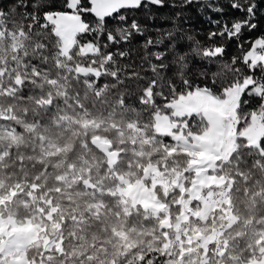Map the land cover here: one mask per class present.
<instances>
[{"label": "trees", "instance_id": "1", "mask_svg": "<svg viewBox=\"0 0 264 264\" xmlns=\"http://www.w3.org/2000/svg\"><path fill=\"white\" fill-rule=\"evenodd\" d=\"M52 2L59 3L60 0ZM13 3L14 0H0V7L8 8ZM87 3L88 0H84L86 6ZM219 3L229 15H241L229 9L227 0H219ZM260 8L264 10V3L260 4ZM173 12L171 8L155 6H150V11L143 7L121 10L129 23L137 19L149 31L133 36L130 43H121L119 48L129 50L131 56L122 60L115 58L111 64L107 60L101 62L99 57L94 64L89 63L92 58L75 51L58 56L51 52H36L39 44L31 34L32 30L24 26L26 22L14 18L11 22L0 24V105L6 104L12 110L14 117L9 118L15 131L14 135H9L0 124V144L6 149L0 153V196L4 197V203L18 218L37 211V199L41 192L57 203L54 211L58 223L56 240L49 247L28 245L25 253L30 264H177L178 258H172L165 246L168 235L172 233L158 229V218L144 216L141 209L119 216L115 203L111 202L112 196L108 194H103L106 198L103 208L95 211L88 199L92 188L84 187L82 179L74 184L69 193L58 190L56 186V168L61 163L60 159L71 158L76 167H81L83 175H90L93 182L97 177V183L105 180L108 161L116 163L124 159L128 155V148L124 145H133L138 141L137 135L130 129L131 123L143 126L152 135L151 146L155 141H173L168 133L154 131L152 127L154 111L160 109L171 114L170 103L174 97L165 100L162 97L168 95L167 89L160 90L159 85L155 89L152 87V73L147 71L141 47L148 36H156L155 29L172 27L170 17ZM188 14L191 18L179 23L185 29L200 33L197 38L206 41L203 34L213 27L207 18L217 19L218 14L207 9L200 13L195 8ZM152 16L155 18L151 19ZM85 19L93 21L94 17L86 15ZM117 23L114 18L107 20L110 28ZM261 34H264V17L258 29L245 32L242 39L256 38ZM226 45V58L237 54L235 39L226 41ZM116 47L112 45L109 50L114 51ZM182 47L187 50V42ZM86 63L97 71L79 68ZM192 63L200 66L195 57ZM123 65L127 66V71L122 70ZM212 70L214 67L210 68ZM168 75L171 76L172 72L169 71ZM194 79L197 83L201 82L199 78ZM175 82L179 86V81ZM10 85L12 87H7ZM245 99L249 100V109L260 103L256 97L246 96ZM65 115H71L73 120L66 122ZM84 118H88L89 122L85 123ZM185 121L192 130H199L206 124V120H197L190 114ZM95 133L109 138L118 158L116 155L110 158L106 149L92 140L91 136ZM262 137L264 133L259 136L258 144H253L239 135L234 148L217 158L216 171L227 179L229 210L236 216L225 233L230 246L239 252L243 251L251 233L250 227L245 228V221L264 222ZM105 141L109 146L110 142ZM43 147L47 152L43 151ZM81 156L84 161L78 160ZM134 156L132 163H137L136 174L146 181L150 180V167L146 164L149 160L155 162L162 173L178 172L184 188H188L195 174L189 166L190 156L179 147L163 153L156 145L148 151L136 152ZM19 183L23 186L21 189L13 188ZM153 190L157 199L168 207L171 219L175 220L181 208L178 198L186 197L187 192H182L176 185L165 188L160 182L154 183ZM27 191L33 197L27 196ZM218 211V208L213 209L203 223H212ZM122 218L126 219V223L143 218L147 226L139 224L142 230L137 232L132 242H128L113 227V223ZM209 245L206 253L213 259L214 244Z\"/></svg>", "mask_w": 264, "mask_h": 264}, {"label": "snow or ice", "instance_id": "2", "mask_svg": "<svg viewBox=\"0 0 264 264\" xmlns=\"http://www.w3.org/2000/svg\"><path fill=\"white\" fill-rule=\"evenodd\" d=\"M227 3L229 9L241 15H229L219 0H88L87 6L84 0H60L59 3L14 0L8 8L0 7V24L14 18L26 22L24 26L32 30L38 41L36 52L58 56L75 51L92 58L89 63L94 64L99 57L101 62L107 60L111 64L115 58L122 60L131 56L129 50L119 48L121 43H130L133 36L149 31L137 19L129 23L121 10L143 7L150 11V6L171 8L174 10L170 17L172 27L155 29L156 36H148L141 45L142 59L147 71L152 73V87L166 88L168 95L163 99L176 97L188 114L206 120L216 130L251 123L264 125V34L242 39L245 32L258 29L264 17V10L260 8L264 0H227ZM193 8L200 13L207 9L219 16L207 18L213 27L203 34L206 41L197 38L200 33L185 29L179 23L191 18L188 13ZM86 15L93 16L94 20H86ZM109 18L116 19L117 25L110 28ZM233 39L237 54L226 58V41ZM185 42L187 50L182 47ZM112 45L117 46L114 51L109 50ZM150 48L155 50L149 51ZM193 57L200 62L199 67L193 65ZM87 66L86 63L84 67ZM121 68L128 70L126 65ZM194 77L201 82L197 83ZM246 96L258 98L260 103L249 109Z\"/></svg>", "mask_w": 264, "mask_h": 264}, {"label": "rangeland", "instance_id": "3", "mask_svg": "<svg viewBox=\"0 0 264 264\" xmlns=\"http://www.w3.org/2000/svg\"><path fill=\"white\" fill-rule=\"evenodd\" d=\"M79 68L97 71V68L91 65L86 68L80 65ZM147 93L149 94L148 89ZM170 105L171 114L160 109L154 111L152 127L154 131L168 133L172 137V142L164 139L165 142L155 141L151 146L152 135L143 126L131 123L130 129L137 135L138 141L133 145H124L126 149L128 148V155H125L124 159L116 163L108 161V175L105 180L97 183V177L93 182L92 177L84 176L81 167H76L71 158L60 159L61 163L56 168L57 189L69 193L74 184L82 179L84 187L92 188L88 199L95 211L103 208L106 202L103 194H108L112 196L111 202L115 203L119 216H127L133 209H141L144 216L158 218V229L172 233L168 235L165 246L170 250L172 258H178L177 264H264V222L252 223L247 219L245 228L250 227L251 233L247 237L243 251L239 252L230 246L231 242L225 229L234 223L236 216L229 210L227 179L225 175L216 171L217 158L234 148L239 135H243L250 143L258 144L259 136L264 133V125L251 123L239 128L233 125L216 130L206 122L201 129L192 130L186 124V116L189 114L181 101L174 97ZM9 117H14L10 107L6 104L0 105V124L9 135H14V124ZM63 118L68 123L73 120L71 115H65ZM199 119L197 117V120ZM84 121L89 122L88 118H84ZM94 135L110 142L109 146H103L110 158L118 156L114 150L115 146L106 135L95 133L91 137ZM156 145L161 147L163 153L171 152L177 147L188 153L189 166L195 170L188 188L183 187L182 176L178 172L162 173L155 166V162L150 160L146 162L150 167L148 173L150 180L146 181L143 176L136 174L137 163H134L135 166L132 163L134 153L148 151ZM5 150V145L0 144V153ZM43 151L47 152L45 147ZM78 160L85 159L81 156ZM156 182L162 183L165 188L176 185L182 192H187L186 197L178 198L181 208L175 220L171 219L168 207L157 199L153 190ZM21 187L23 186L19 183L13 188ZM27 196L33 197L30 191H27ZM192 199L195 201H191ZM4 200V197L0 196V264H30L25 253L28 245L40 244L49 247L56 240L58 223L55 221L54 211L57 203L41 192L37 199L39 204L37 211L18 218L9 210ZM45 206L48 208L44 209ZM215 208L219 211L213 217V222L203 223ZM139 224L147 226L143 218L128 223L122 218L115 221L113 227L120 236L132 242L137 232L142 230ZM210 243L214 244L213 259L206 253ZM224 251L226 254H223Z\"/></svg>", "mask_w": 264, "mask_h": 264}, {"label": "water", "instance_id": "4", "mask_svg": "<svg viewBox=\"0 0 264 264\" xmlns=\"http://www.w3.org/2000/svg\"><path fill=\"white\" fill-rule=\"evenodd\" d=\"M92 140H93V141H96V142L99 143L101 146H106V141H105V140H102V139H99V138L96 137V136L92 137Z\"/></svg>", "mask_w": 264, "mask_h": 264}]
</instances>
